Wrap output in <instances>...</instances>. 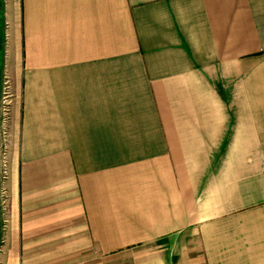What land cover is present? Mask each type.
Returning a JSON list of instances; mask_svg holds the SVG:
<instances>
[{"label":"crops","instance_id":"1","mask_svg":"<svg viewBox=\"0 0 264 264\" xmlns=\"http://www.w3.org/2000/svg\"><path fill=\"white\" fill-rule=\"evenodd\" d=\"M3 4L0 264H264V0Z\"/></svg>","mask_w":264,"mask_h":264},{"label":"built area","instance_id":"2","mask_svg":"<svg viewBox=\"0 0 264 264\" xmlns=\"http://www.w3.org/2000/svg\"><path fill=\"white\" fill-rule=\"evenodd\" d=\"M4 37L6 40L8 37L7 33L4 34ZM0 79V201L3 213L5 214L8 201L7 181L9 179L10 173L9 145L11 137L12 106L14 94L12 81L6 70H3Z\"/></svg>","mask_w":264,"mask_h":264},{"label":"rangeland","instance_id":"3","mask_svg":"<svg viewBox=\"0 0 264 264\" xmlns=\"http://www.w3.org/2000/svg\"><path fill=\"white\" fill-rule=\"evenodd\" d=\"M4 62H5V51L3 46L0 45V78L4 70ZM0 191H1V182H0ZM2 233H3V210L0 201V240L2 239Z\"/></svg>","mask_w":264,"mask_h":264},{"label":"trees","instance_id":"4","mask_svg":"<svg viewBox=\"0 0 264 264\" xmlns=\"http://www.w3.org/2000/svg\"><path fill=\"white\" fill-rule=\"evenodd\" d=\"M3 8H4L3 0H0V45L3 46V48H4V37H3L4 10H3ZM0 241H2V239ZM0 245H1V242H0Z\"/></svg>","mask_w":264,"mask_h":264}]
</instances>
